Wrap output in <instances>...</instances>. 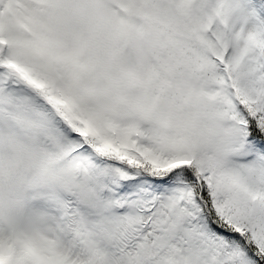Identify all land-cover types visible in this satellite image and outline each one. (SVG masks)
<instances>
[{
	"label": "snow or ice",
	"instance_id": "snow-or-ice-1",
	"mask_svg": "<svg viewBox=\"0 0 264 264\" xmlns=\"http://www.w3.org/2000/svg\"><path fill=\"white\" fill-rule=\"evenodd\" d=\"M0 264H264V0H0Z\"/></svg>",
	"mask_w": 264,
	"mask_h": 264
}]
</instances>
